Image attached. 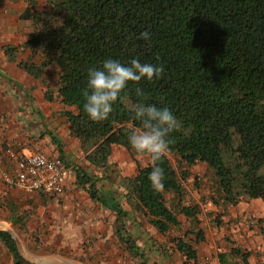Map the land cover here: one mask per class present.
<instances>
[{
	"label": "trees",
	"instance_id": "1",
	"mask_svg": "<svg viewBox=\"0 0 264 264\" xmlns=\"http://www.w3.org/2000/svg\"><path fill=\"white\" fill-rule=\"evenodd\" d=\"M30 3L20 18L31 20L33 30L21 46L31 58L41 53L42 61L19 65L37 79L57 66L58 96L73 108L64 113L69 132L90 165L106 168L115 146L136 156L128 142L131 130L140 126L133 119L135 105L167 108L178 119L179 127L168 137L169 153L184 169L178 174L167 155L162 157L164 187L157 192L148 179L152 166L135 159L136 173L120 178L119 185L161 235L181 229L180 215L188 219L193 228L171 236L167 247L198 264L195 244L205 239L199 206L185 200L187 168L201 163L211 172L217 208L244 197L264 203V0H44L41 8ZM144 32L148 39L141 37ZM16 49L6 47L12 57ZM108 59L123 65L136 59L163 71L159 78L129 82L108 118L93 122L83 108L88 71ZM137 88L144 95H137ZM75 175L94 200L116 212L115 232L129 253L144 256L124 235L125 212L112 193H99L98 179L82 169ZM0 239L15 264H33L21 257L8 232L0 230ZM249 255L230 244L217 258L220 264H250Z\"/></svg>",
	"mask_w": 264,
	"mask_h": 264
},
{
	"label": "crops",
	"instance_id": "2",
	"mask_svg": "<svg viewBox=\"0 0 264 264\" xmlns=\"http://www.w3.org/2000/svg\"><path fill=\"white\" fill-rule=\"evenodd\" d=\"M25 1L0 2V230L11 235L23 259L25 256L19 244H24L37 256L54 257L63 248L74 253L76 242L80 243L79 251L82 256L86 250H97L95 253L98 254L93 262H89L86 257L85 260H80L81 264H122L119 256L115 257L114 263L108 262L105 257L107 253L120 252L123 246L127 249V244L115 232L116 212L105 208L90 196L86 188L79 186L75 175V169L79 168L98 179L96 188L99 193H112L119 202L125 212L124 235L136 245L143 246L141 251H146L141 258L134 256L140 264L143 261L148 264L149 258L151 264H189L178 252V258H173L171 252L169 255L161 249L165 244L160 245L157 242L161 241V234L146 223L135 206L124 196L126 191L119 185L121 180L112 176L108 179L109 175L100 173L101 168L86 161L80 142L69 132V124L64 115L66 110L73 108L65 106L58 96L57 66L50 65L42 77L37 79L19 65L28 59L36 65L42 61L41 53H35L31 58L32 52L21 46L33 30L31 20L20 18L22 12L29 7ZM8 46L17 48L12 54L13 57L6 51ZM7 146H11L18 153L41 151L46 154L54 153L63 159L72 168V173L65 182L64 193L27 194L15 185L7 178L14 165L13 160L4 157L3 151ZM126 158L123 153V160ZM133 164L131 158L128 164L130 169H133ZM262 218L264 203L255 212L244 203L236 209H227L226 212L225 219L230 223L233 240H236L233 245L249 251L250 264H264V256H261L264 243L257 240L253 242V239H257L253 233H257L258 227L264 225ZM255 219L260 220L258 225L254 224ZM32 237L39 244L32 242ZM91 242L93 247L82 246L83 243ZM0 264H15L12 253L1 239ZM33 264L56 263L47 260ZM214 264H220L217 256Z\"/></svg>",
	"mask_w": 264,
	"mask_h": 264
},
{
	"label": "rangeland",
	"instance_id": "3",
	"mask_svg": "<svg viewBox=\"0 0 264 264\" xmlns=\"http://www.w3.org/2000/svg\"><path fill=\"white\" fill-rule=\"evenodd\" d=\"M2 0H0L1 2ZM28 6L31 5L30 0H26ZM34 4L41 8L44 5V0H34ZM123 153L126 154L127 158L123 160ZM134 161L133 169H130L128 164L131 161V158ZM167 157L169 158L172 166L175 168L177 173H180V170H183L178 162V158L170 153L167 154ZM139 162V164L143 165L148 160L147 157L145 159H137V157H133L129 151H127L124 148H121L119 146H115L112 150V154L109 158L110 162H108V166L106 168H101L100 173L106 175L111 179V176L114 179H120L123 177H126L125 175H132L134 172H136L137 165L135 163L136 160ZM188 176L187 180L183 182L184 188L186 190V202L188 204H197L199 206V212H198V219H199V227L202 229V232L204 234V241L195 244V247L198 251V257H199V263L198 264H214V261L216 259L217 254L220 251H225L230 244L236 243V240H233L232 234L230 232V223L228 220L225 219L227 209H236L237 206H239L241 203H244L247 208H250L255 211H259L262 208L263 202L260 200H251L248 198H242L241 201H239L235 205H229L226 208L220 207L217 208V206L212 202L211 197L213 196L214 192V184L212 179L211 172L206 168L204 164L197 163L194 166L187 168ZM198 179L199 184L195 185V180ZM97 185V184H96ZM256 201H259L256 203ZM261 203V204H260ZM250 205V206H249ZM251 211V210H250ZM251 213H253L251 211ZM254 214V213H253ZM179 219L181 220V229H171L169 234L166 235H160L161 241H158L162 245L161 249H164L165 251H169L167 246H169V238L171 236L176 235H182L183 231L192 229L193 227L190 226V221L183 217L182 215L179 216ZM264 219V218H262ZM254 224L258 225L260 220H253ZM144 223V222H143ZM252 224V225H254ZM148 233V232H145ZM253 236L257 239H253V242L255 243L256 240L258 242L264 243V225L258 227L257 233H253ZM32 242H35V244H39L37 242V239L35 237H32ZM26 243V241H24ZM27 244V243H26ZM76 250L74 253L69 250L66 251V248L60 249L57 256L54 257H47V256H37L34 253H32L24 244H19V247L25 256V260L31 263H44V262H53L56 264H81L80 260L83 261L85 258H89L90 261H94V259L98 256L97 253H95L97 250L91 251H83V256L80 254L79 247L80 243H74ZM93 247L94 244L91 242L89 244H82V246ZM243 245L246 246V243ZM139 249L141 250V245L137 244ZM251 245H248L250 247ZM84 249V248H83ZM82 249V250H83ZM264 251V250H263ZM146 254V251H144ZM66 254V255H65ZM170 255V251L168 253ZM171 255L173 258H178V255H176V252H171ZM121 257L122 264H140L138 259H135L132 257V255L129 253V251L123 246L121 248L120 252L117 253H111L106 254L105 257H107L108 262H113L115 257ZM261 256H264V252H261ZM149 257V256H148ZM153 257V256H152ZM90 264V263H87ZM148 264H151L150 258L148 260ZM189 264H192L191 262Z\"/></svg>",
	"mask_w": 264,
	"mask_h": 264
},
{
	"label": "clouds",
	"instance_id": "4",
	"mask_svg": "<svg viewBox=\"0 0 264 264\" xmlns=\"http://www.w3.org/2000/svg\"><path fill=\"white\" fill-rule=\"evenodd\" d=\"M141 37L148 39L149 33H141ZM162 71V66L142 64L136 59L129 65L108 59L103 62L102 68L89 69L88 83L83 93L86 99L83 105L85 113L93 122L106 120L113 110V103L129 82L138 83L142 78H159ZM136 93L144 95L139 88ZM133 112V119L139 121L140 126L131 130L128 142L137 159L147 157L148 164L152 166L148 179L155 191H162L164 170L158 162L169 153L172 141L168 137L179 127V121L169 109L157 108L151 104L139 103L133 107Z\"/></svg>",
	"mask_w": 264,
	"mask_h": 264
},
{
	"label": "built area",
	"instance_id": "5",
	"mask_svg": "<svg viewBox=\"0 0 264 264\" xmlns=\"http://www.w3.org/2000/svg\"><path fill=\"white\" fill-rule=\"evenodd\" d=\"M4 157L13 160L11 175L7 178L27 194L62 195L66 179L72 168L58 155L41 151L18 153L11 146L3 151ZM1 162V158H0Z\"/></svg>",
	"mask_w": 264,
	"mask_h": 264
}]
</instances>
